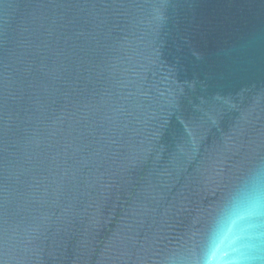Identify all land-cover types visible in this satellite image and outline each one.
Wrapping results in <instances>:
<instances>
[{
	"label": "water",
	"instance_id": "water-1",
	"mask_svg": "<svg viewBox=\"0 0 264 264\" xmlns=\"http://www.w3.org/2000/svg\"><path fill=\"white\" fill-rule=\"evenodd\" d=\"M264 154V0H0V264H156Z\"/></svg>",
	"mask_w": 264,
	"mask_h": 264
},
{
	"label": "clouds",
	"instance_id": "clouds-1",
	"mask_svg": "<svg viewBox=\"0 0 264 264\" xmlns=\"http://www.w3.org/2000/svg\"><path fill=\"white\" fill-rule=\"evenodd\" d=\"M156 264H264V154L233 174Z\"/></svg>",
	"mask_w": 264,
	"mask_h": 264
}]
</instances>
